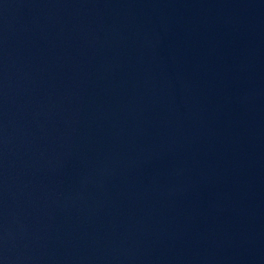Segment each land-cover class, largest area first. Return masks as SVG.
Returning a JSON list of instances; mask_svg holds the SVG:
<instances>
[{
  "label": "water",
  "instance_id": "1",
  "mask_svg": "<svg viewBox=\"0 0 264 264\" xmlns=\"http://www.w3.org/2000/svg\"><path fill=\"white\" fill-rule=\"evenodd\" d=\"M0 264H264V0H0Z\"/></svg>",
  "mask_w": 264,
  "mask_h": 264
}]
</instances>
